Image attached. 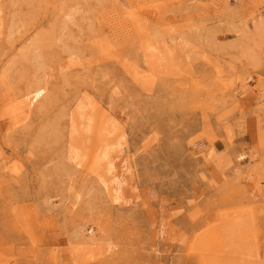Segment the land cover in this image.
I'll return each instance as SVG.
<instances>
[{
    "label": "rangeland",
    "instance_id": "rangeland-1",
    "mask_svg": "<svg viewBox=\"0 0 264 264\" xmlns=\"http://www.w3.org/2000/svg\"><path fill=\"white\" fill-rule=\"evenodd\" d=\"M0 264H264V0H0Z\"/></svg>",
    "mask_w": 264,
    "mask_h": 264
},
{
    "label": "bare ground",
    "instance_id": "bare-ground-1",
    "mask_svg": "<svg viewBox=\"0 0 264 264\" xmlns=\"http://www.w3.org/2000/svg\"><path fill=\"white\" fill-rule=\"evenodd\" d=\"M68 19L69 18H67V23H68ZM66 21V20H65ZM63 24H65V26H66V23H64V20H63ZM64 26V25H63ZM64 26V27H65ZM62 27V26H61ZM62 29V28H61ZM257 30L260 32V31H262L263 30V28H261V27H257ZM41 39V40H40ZM40 40V42H37V41H39ZM34 42V41H33ZM42 42V38H39L38 40H36L35 42H34V44L35 45H37V47L36 48H38V46L40 45V43ZM33 44V43H32ZM31 44V48L33 49V50H35L36 51V49H34V47H35V45H34V47H33V45ZM39 48H40V46H39ZM28 49V48H27ZM26 49V50H27ZM40 50V49H39ZM30 53V51H27V54H29ZM33 52V51H32ZM38 52V49H37V51H36V53ZM34 53V52H33ZM36 53H34L35 55H36ZM27 54H25V55H27ZM31 54V53H30ZM29 54V55H30ZM33 54V55H34ZM32 55V54H31ZM34 55V56H35ZM38 55V58H36V57H34V58H36V59H39V55H40V52H39V54H37ZM36 55V56H37ZM33 57V56H32ZM83 108H84V104L83 103H79V105H78V111H79V113L80 112H82V110H83ZM81 115H82V113H81ZM107 156H108V148L106 147L105 149H104V151L101 153V155H100V159L102 160V159H105V158H107ZM75 158H77V155H74V158H71L72 160L73 159H75ZM115 167H113V162L111 161V162H109V166H108V168H107V172H106V175L104 174V175H100V177H99V181L101 182V184H103L104 186H108V184L107 183H109V181H111L112 183H114V185L116 186L115 188H114V191H115V193H114V201H116V202H119L121 199H123L124 198V195H125V191L122 193V187L124 186V183H125V180L123 179V178H121V175L120 174H122V173H125V172H129L130 171V167H128V164H127V162H126V160L124 161V164H122L121 165V170H119V171H117V172H115ZM107 174L110 176V178H109V180L107 181V179H106V176H107Z\"/></svg>",
    "mask_w": 264,
    "mask_h": 264
}]
</instances>
